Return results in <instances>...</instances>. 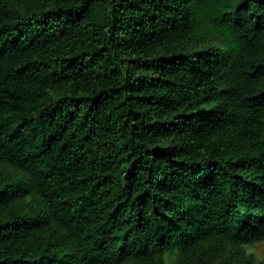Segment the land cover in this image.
<instances>
[{"label": "trees", "instance_id": "16d2710c", "mask_svg": "<svg viewBox=\"0 0 264 264\" xmlns=\"http://www.w3.org/2000/svg\"><path fill=\"white\" fill-rule=\"evenodd\" d=\"M258 241L264 0H0V264Z\"/></svg>", "mask_w": 264, "mask_h": 264}, {"label": "rangeland", "instance_id": "374dc122", "mask_svg": "<svg viewBox=\"0 0 264 264\" xmlns=\"http://www.w3.org/2000/svg\"><path fill=\"white\" fill-rule=\"evenodd\" d=\"M228 37L214 29L196 28L188 44L193 47L211 45L218 52H222ZM240 254L251 258V264L264 263V241H258L253 244H243L238 253H234L232 247L227 243L221 251L209 252L204 260L208 264H242ZM125 264H181L178 260L177 249H166L160 254H151L144 263L127 262ZM185 264H193L187 262Z\"/></svg>", "mask_w": 264, "mask_h": 264}]
</instances>
